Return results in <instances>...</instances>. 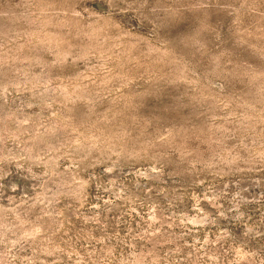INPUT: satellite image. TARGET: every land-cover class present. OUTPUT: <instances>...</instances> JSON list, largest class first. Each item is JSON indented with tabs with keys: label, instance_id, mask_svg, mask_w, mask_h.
Wrapping results in <instances>:
<instances>
[{
	"label": "rangeland",
	"instance_id": "rangeland-1",
	"mask_svg": "<svg viewBox=\"0 0 264 264\" xmlns=\"http://www.w3.org/2000/svg\"><path fill=\"white\" fill-rule=\"evenodd\" d=\"M0 264H264V0H0Z\"/></svg>",
	"mask_w": 264,
	"mask_h": 264
}]
</instances>
